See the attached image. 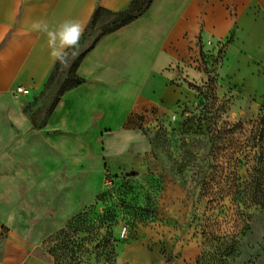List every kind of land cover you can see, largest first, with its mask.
<instances>
[{
    "label": "crops",
    "instance_id": "1",
    "mask_svg": "<svg viewBox=\"0 0 264 264\" xmlns=\"http://www.w3.org/2000/svg\"><path fill=\"white\" fill-rule=\"evenodd\" d=\"M132 1L0 0V264H55L44 243L106 182L153 169L146 131L182 105L185 78L264 73V0H155L104 37L78 69L86 82L33 122L16 89L40 94L56 63L32 23L78 19L86 31L98 6ZM205 64L209 75L196 69ZM111 264L167 262L140 241Z\"/></svg>",
    "mask_w": 264,
    "mask_h": 264
},
{
    "label": "rangeland",
    "instance_id": "2",
    "mask_svg": "<svg viewBox=\"0 0 264 264\" xmlns=\"http://www.w3.org/2000/svg\"><path fill=\"white\" fill-rule=\"evenodd\" d=\"M73 59L52 85L24 96L40 124ZM196 69L210 73L207 64ZM184 82L182 105L146 131L153 169L106 182L65 234L73 218L44 243L55 264H111L140 241L172 264H264V73Z\"/></svg>",
    "mask_w": 264,
    "mask_h": 264
},
{
    "label": "trees",
    "instance_id": "3",
    "mask_svg": "<svg viewBox=\"0 0 264 264\" xmlns=\"http://www.w3.org/2000/svg\"><path fill=\"white\" fill-rule=\"evenodd\" d=\"M155 0H133L127 8L119 11L118 13L109 11L101 6H98L95 9V12L91 18V21L83 34L79 48L85 44L87 39L91 36L92 32L98 31L97 36L94 38L92 44L82 53L78 54L74 59L70 66L68 76L65 79V85L63 89L59 92L58 98L56 99L50 114L53 112L57 104L59 103L62 96H64L67 92L72 89L82 85L86 82L85 79L78 75V69L83 62V60L87 57V55L96 47V45L106 36L119 31V29L133 23L135 20L143 17L149 12V8L152 6ZM78 48V49H79ZM78 49L76 51H78ZM65 73L64 67L61 66L58 62L55 64L44 88H48L52 85L58 77H61L62 74ZM209 85H212V80L208 82ZM42 90V91H43ZM199 90H202L199 88ZM33 122L37 123V119L35 114L32 116ZM136 176V175H132ZM261 207L264 208L263 204H260ZM78 218V217H76ZM73 218L69 223L66 229L60 231L59 233L65 234L73 222L76 220ZM58 233V234H59ZM174 260L169 259L167 264H172Z\"/></svg>",
    "mask_w": 264,
    "mask_h": 264
},
{
    "label": "clouds",
    "instance_id": "4",
    "mask_svg": "<svg viewBox=\"0 0 264 264\" xmlns=\"http://www.w3.org/2000/svg\"><path fill=\"white\" fill-rule=\"evenodd\" d=\"M31 29L45 38L53 63L58 62L61 66L67 67L70 59L77 55L76 50L79 48L85 25L78 19H66L55 25L39 19L32 23Z\"/></svg>",
    "mask_w": 264,
    "mask_h": 264
},
{
    "label": "built area",
    "instance_id": "5",
    "mask_svg": "<svg viewBox=\"0 0 264 264\" xmlns=\"http://www.w3.org/2000/svg\"><path fill=\"white\" fill-rule=\"evenodd\" d=\"M16 94L19 96H26L30 94V91L28 89H25L23 87H18L16 89ZM126 230L123 231L122 235L125 236L126 235Z\"/></svg>",
    "mask_w": 264,
    "mask_h": 264
}]
</instances>
